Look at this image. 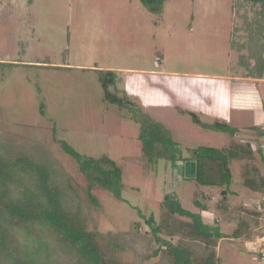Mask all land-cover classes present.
I'll return each instance as SVG.
<instances>
[{
  "label": "rangeland",
  "instance_id": "374dc122",
  "mask_svg": "<svg viewBox=\"0 0 264 264\" xmlns=\"http://www.w3.org/2000/svg\"><path fill=\"white\" fill-rule=\"evenodd\" d=\"M230 1L167 0L158 15L140 0H0V62L10 64L0 65V152L27 155L52 170L64 204L95 233L110 264H173L138 208L160 223L176 218L166 216V195H177L194 212L200 211L197 192H206L212 207L221 197L219 187L185 178L182 162H149L133 110L164 123L184 156L190 147L250 140L252 127L264 124V78L236 77ZM99 70L116 72L110 91L129 107L107 99ZM192 112L237 127L238 136L202 128ZM62 141L82 154L114 159L123 169L124 200L100 187L90 195ZM243 164H232L236 193L227 209L203 211L212 225L218 217L228 235L248 222L241 238L217 241L221 264H264L257 253L264 244V195L242 184ZM254 166L264 176L258 153ZM161 236L171 238L165 231ZM172 240L198 257L214 247L179 232ZM29 255L33 264H79L74 248L40 225L12 230L8 244L0 245V264H19Z\"/></svg>",
  "mask_w": 264,
  "mask_h": 264
},
{
  "label": "trees",
  "instance_id": "16d2710c",
  "mask_svg": "<svg viewBox=\"0 0 264 264\" xmlns=\"http://www.w3.org/2000/svg\"><path fill=\"white\" fill-rule=\"evenodd\" d=\"M151 12L161 15L164 13L167 0H140ZM233 30L231 32V48L238 54L236 76L245 78H264V0H233ZM3 67L10 64L1 63ZM240 69V70H239ZM98 71V70H97ZM100 81L105 89V95L112 103L129 107L128 100L110 91L116 82L114 70H99ZM43 106V105H42ZM44 107V106H43ZM131 109V107H130ZM44 112V110L42 109ZM133 114L140 124V140L142 152L149 162L160 159L174 164L183 163V173L187 162L196 164L194 180L199 186H216L220 188V199L212 206L204 192H197L194 203L200 211L194 212L185 208L177 195H166L163 208L166 216L173 221L163 220L157 223L154 215L147 217L138 208L139 215L145 219L151 232L162 246L173 257V264H221V257L217 255V241L227 238H241L248 222L242 220L239 227L231 235L226 234L216 218L215 225L209 223L203 211H225L230 195L236 192L232 189L234 161H244L242 184L252 190L260 191L264 195V176L255 165L256 153L264 165V127H252L254 136L247 141L232 140L228 146L215 147L200 145L187 149L188 156L183 155L179 143L173 138L172 131L166 125L149 113L134 111ZM193 121L204 129L230 134L233 139L238 136L239 129L227 122L203 121L195 112L191 113ZM63 149L73 156L88 181V192L100 187L109 191L115 198L124 200L123 169L109 156L94 157L82 154L66 141H62ZM249 162L253 163V168ZM33 176L36 184L27 182V177ZM53 172L45 164L35 162L29 156L19 154L11 157L0 152V245L5 247L9 242L12 230H19L33 225H40L45 229L60 235L62 241L73 247L77 253L79 264H110L105 257L100 243L94 232L86 229L79 213H72L64 204V191L52 182ZM93 196V195H92ZM95 203L97 200L92 197ZM229 200V201H228ZM228 201V202H227ZM229 205V204H228ZM243 206V205H242ZM264 207L263 202L260 204ZM251 213L255 212L251 206H244ZM163 231L169 239H163ZM179 232L193 239L204 240L207 245L214 247L204 256L198 257L195 251L182 243L175 244L173 237ZM4 249V248H3ZM159 253V249L155 252ZM257 253L263 258L260 248ZM31 256L21 259L19 264H33Z\"/></svg>",
  "mask_w": 264,
  "mask_h": 264
},
{
  "label": "water",
  "instance_id": "95a60500",
  "mask_svg": "<svg viewBox=\"0 0 264 264\" xmlns=\"http://www.w3.org/2000/svg\"><path fill=\"white\" fill-rule=\"evenodd\" d=\"M196 164L194 162L186 163V175L188 177H194L196 173Z\"/></svg>",
  "mask_w": 264,
  "mask_h": 264
},
{
  "label": "built area",
  "instance_id": "2783aa9c",
  "mask_svg": "<svg viewBox=\"0 0 264 264\" xmlns=\"http://www.w3.org/2000/svg\"><path fill=\"white\" fill-rule=\"evenodd\" d=\"M260 252L262 253L263 258H264V244L261 245Z\"/></svg>",
  "mask_w": 264,
  "mask_h": 264
},
{
  "label": "crops",
  "instance_id": "0c3cea01",
  "mask_svg": "<svg viewBox=\"0 0 264 264\" xmlns=\"http://www.w3.org/2000/svg\"><path fill=\"white\" fill-rule=\"evenodd\" d=\"M229 4H232V0L230 1ZM232 13H233V12H232ZM236 77H239V76H236ZM229 78H230V76H229ZM243 78H245V77H243ZM252 79H256V78H252ZM227 102H229V101H227ZM259 126L264 127V124H263V125H259Z\"/></svg>",
  "mask_w": 264,
  "mask_h": 264
}]
</instances>
